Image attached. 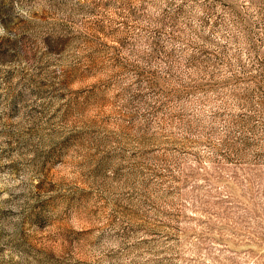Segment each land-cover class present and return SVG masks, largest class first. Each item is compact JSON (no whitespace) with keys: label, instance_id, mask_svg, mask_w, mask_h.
<instances>
[{"label":"rangeland","instance_id":"1","mask_svg":"<svg viewBox=\"0 0 264 264\" xmlns=\"http://www.w3.org/2000/svg\"><path fill=\"white\" fill-rule=\"evenodd\" d=\"M0 264H264V0H0Z\"/></svg>","mask_w":264,"mask_h":264}]
</instances>
